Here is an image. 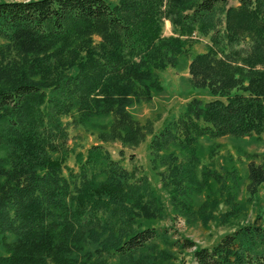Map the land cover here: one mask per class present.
I'll list each match as a JSON object with an SVG mask.
<instances>
[{
	"label": "trees",
	"instance_id": "1",
	"mask_svg": "<svg viewBox=\"0 0 264 264\" xmlns=\"http://www.w3.org/2000/svg\"><path fill=\"white\" fill-rule=\"evenodd\" d=\"M225 1L167 0L178 34L164 41L161 0H0V38L21 52L15 63L0 47V264H107L110 253L118 264H143L135 253L168 241L159 227L136 225L166 213L147 175L113 158L103 141L134 146L151 133L153 170L173 210L188 214L190 182L207 187L208 175L195 180L199 139L264 135V0H237L222 28L216 8ZM194 29L211 42L190 59L188 79L210 98L190 97L155 131L133 112L162 88L149 64L175 63L180 35ZM80 131L95 140L84 150L69 142ZM247 168L248 185L264 181V164ZM231 178L225 200L233 204L239 187ZM210 207H201L203 218ZM192 255L197 264H264V218Z\"/></svg>",
	"mask_w": 264,
	"mask_h": 264
},
{
	"label": "rangeland",
	"instance_id": "2",
	"mask_svg": "<svg viewBox=\"0 0 264 264\" xmlns=\"http://www.w3.org/2000/svg\"><path fill=\"white\" fill-rule=\"evenodd\" d=\"M166 3L167 0H161V10L158 13L161 16V36L164 41H168L170 36L178 34L164 11ZM222 4H224L223 9H220ZM222 4L216 8V16L221 19L223 28L225 26V9L230 5H237L238 2L237 0H226ZM180 37H186L181 41L184 50L176 53L175 63L170 62L165 67H153L152 64H149L157 75L162 88L160 90L151 88V100H142L133 108V112L142 121L146 118L151 119L155 131L161 128L173 115H177L190 97L210 98L206 90L193 87L188 79V63L195 53L207 48L211 42L208 33L194 29L191 35H180ZM94 38L99 39L97 34L94 35ZM0 47H4L7 57L10 55L12 59H17L15 63L20 61L21 52L17 53L7 40L0 38ZM70 71H74V68L71 67ZM79 133H81L79 138L72 137L69 140V142L78 140L79 149L84 150L91 142L95 141L92 135H85L83 131ZM150 138L151 133H148L144 140L134 146L123 145L119 140L101 142L113 158L121 159L127 168H138L137 175H147L151 187L161 197V204L166 209V213L163 211L156 220L140 216L136 225L138 227H159L165 231L168 241L164 243L162 238L155 239L146 250H142L144 252L135 253L133 260L141 256L143 264H197L192 255L195 246L210 245L221 234L242 223L252 221L256 214H260L264 218V181L252 186L248 185L247 177L249 162L264 164V135L255 139L251 136L241 138L223 136L213 139L201 137L199 139L197 144L199 162L195 169V180L203 183L202 179L208 175L206 177L207 187L196 189V182H190L192 185L190 194L193 201L190 203L191 212L188 214L173 210L169 201L168 188L163 186L159 173L153 170L148 151ZM174 150L179 153L178 148H174ZM162 160L160 170L164 169L165 156ZM69 164H73L72 157L69 158ZM231 173L237 174L236 183L239 187L233 204L225 200L227 189H234L235 181L231 178ZM187 189H189V183ZM202 206H207L209 209H211L210 206L213 207L209 217L203 218ZM231 206H236V209H233L235 211L229 212V217H226L225 221H221L222 213L227 211L228 214ZM185 239L192 244L186 242ZM95 246L96 243L90 242L88 249H93ZM106 259L107 264H118V256L114 253L106 255Z\"/></svg>",
	"mask_w": 264,
	"mask_h": 264
}]
</instances>
